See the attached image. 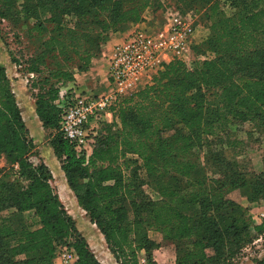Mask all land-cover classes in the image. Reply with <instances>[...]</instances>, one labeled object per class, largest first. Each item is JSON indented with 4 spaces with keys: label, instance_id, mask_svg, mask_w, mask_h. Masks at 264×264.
Segmentation results:
<instances>
[{
    "label": "trees",
    "instance_id": "trees-1",
    "mask_svg": "<svg viewBox=\"0 0 264 264\" xmlns=\"http://www.w3.org/2000/svg\"><path fill=\"white\" fill-rule=\"evenodd\" d=\"M18 1L0 0V21L25 26L39 44L11 63L34 75L27 86L35 114L52 132L49 145L66 184L116 264H139L141 251L152 263L158 244L149 231L176 244L175 264H232L264 238V218L254 224L229 198L238 190L249 203L264 202V170L240 165L243 142L231 130L264 127V0H183L205 7L206 39L192 46L190 63L164 65L121 98L112 121L97 122L87 156L59 131L61 88L88 71L112 34L163 7L158 0ZM5 68L0 64V159L9 170L0 168V214H10L0 217V264H54L61 246L74 251L73 264H102L52 187L49 167L30 161L35 146ZM140 170L157 201L144 198ZM28 212L32 225L16 222Z\"/></svg>",
    "mask_w": 264,
    "mask_h": 264
},
{
    "label": "rangeland",
    "instance_id": "rangeland-1",
    "mask_svg": "<svg viewBox=\"0 0 264 264\" xmlns=\"http://www.w3.org/2000/svg\"><path fill=\"white\" fill-rule=\"evenodd\" d=\"M20 2L21 1L19 0L18 4H20ZM157 2L161 7H163V10L171 8L179 12L188 11L196 13L198 16V20L193 28L196 44L206 39L209 32L203 20L205 10L204 6H201L200 4L188 5L183 0H158ZM185 4L188 6H186ZM223 11L226 15H230L232 13V9L228 4L223 5ZM153 17L154 18L152 23L148 26L149 30H153L154 27H156L157 24L162 21V17L160 15ZM25 29V26H22L21 24H14L13 22H8L5 20L0 21V64L3 67H6L5 69H7L12 88L15 94H18L17 102L19 98V101L22 104L21 109L23 108L22 115L24 120H26L27 117L28 120L30 119L29 121L26 120L27 122L25 124L29 132V137L31 138L35 146V156L31 157L30 161L34 166L42 162L49 167L48 170L52 175L51 185L56 193H58V195L60 194L59 196L63 202L64 198L62 192L63 189L66 188L63 185V181L66 184V179L63 172L60 170V164L54 156L53 151L49 145L52 132L42 127L34 111V99L32 97V91L27 86L28 79H32L34 75L27 74L24 71L25 67L23 66V64L17 67L11 63L12 57L21 61V55H24L26 57V55L32 54L39 44L38 38L32 40H29L27 38ZM192 58L193 57L190 56L186 61L190 63V61L193 60ZM231 130H233L235 132V136L243 142V148L241 150L240 157L237 159L240 165L243 166L247 171L255 174L263 172L264 127L255 128L254 126H250L246 123L233 126L231 127ZM170 134L171 132L169 131L164 133V135ZM0 168H3L6 173L9 170V165L6 163V160L4 158L0 159ZM137 173L142 183L141 190L143 192L144 198L151 201H157L159 199L158 194L152 188L149 179L145 177V174L142 170L138 171ZM229 198L248 209L249 215L251 216L254 224H259L264 218L263 201L249 203L238 190L233 191L229 195ZM63 204L65 206L64 208L67 209L66 211H68L67 213L71 215V218L73 219L77 230L85 239H87L86 241H88L92 251L100 260V262L102 264H116L115 260L107 249L106 243L104 245L108 251V259H103L101 257L102 254L100 255L95 250L96 246L99 251H101V247L103 246H101L99 243L104 239L97 228L91 225L86 213L77 205V201L75 203L70 195L69 199L65 203L63 202ZM8 213L10 214V211L2 213L0 217L7 216ZM34 221L35 218L32 212L23 213L19 215V218L16 220L17 223H23L24 225H32ZM148 238L156 242L158 244V247L151 251L150 255L152 258V263L147 262L146 253L144 251H141L138 255L139 264H175L176 249H178L176 244L163 241L162 236L159 233L152 231L148 232ZM263 256L264 238L256 240L253 244L243 249V251L232 262V264H254L255 260L261 259ZM17 259L22 260L24 259V257L19 256Z\"/></svg>",
    "mask_w": 264,
    "mask_h": 264
},
{
    "label": "built area",
    "instance_id": "built-area-1",
    "mask_svg": "<svg viewBox=\"0 0 264 264\" xmlns=\"http://www.w3.org/2000/svg\"><path fill=\"white\" fill-rule=\"evenodd\" d=\"M162 21L153 30L141 22L131 25L123 39L115 44L107 57L108 89L100 95L60 91L57 101L61 109L59 131L78 154L87 156L98 130L99 120L112 121L113 108L121 98L142 88L166 64L186 61L192 56L194 12L181 13L167 8L157 12ZM143 22V21H142ZM74 251L60 247L54 264H73ZM144 261V260H143Z\"/></svg>",
    "mask_w": 264,
    "mask_h": 264
},
{
    "label": "crops",
    "instance_id": "crops-1",
    "mask_svg": "<svg viewBox=\"0 0 264 264\" xmlns=\"http://www.w3.org/2000/svg\"><path fill=\"white\" fill-rule=\"evenodd\" d=\"M157 15H158L157 13H154V14L146 13L144 16L143 22H141L142 25L148 27L153 21V18H154L153 16H157ZM155 26H156V24H155ZM156 27H154V28H156ZM123 34H124V32L112 34L109 38V41L107 43L103 44L99 57L92 60L88 71L84 72V73H80V74H75L74 81L64 85L61 88V91L68 92V93L75 92L76 94L87 93V94H91V95H95V96L105 93L108 89L107 57H108L112 47L123 39ZM13 84H14V82H13ZM26 91H27V89H26ZM16 95H17L16 97H18L17 93H16ZM18 104H19V107L22 106V104L19 101V98H18ZM21 112H23V110H21ZM26 120H28V117ZM26 120H25V123L27 122ZM107 121L109 122L110 119H107ZM63 185L66 187L67 191H69V194L71 195L73 201H75V203H76V199H75L73 193L68 188V186L64 183V181H63ZM91 225H93V224H91ZM101 241L99 243L101 246H103V247H101V251H99V249L96 246H95V250L100 255L102 254L101 257L103 259H108V257H107L108 251L104 245L105 242H104V240H101Z\"/></svg>",
    "mask_w": 264,
    "mask_h": 264
},
{
    "label": "bare ground",
    "instance_id": "bare-ground-1",
    "mask_svg": "<svg viewBox=\"0 0 264 264\" xmlns=\"http://www.w3.org/2000/svg\"><path fill=\"white\" fill-rule=\"evenodd\" d=\"M22 107V106H21ZM20 107V108H21ZM25 109V108H24ZM21 110H23V108L21 109ZM26 111H27V109H26ZM30 120V119H29ZM29 120H27V121H29ZM64 188V187H63ZM62 190V189H61ZM62 195H63V198H64V202H66L68 199H69V197H70V194H69V191H67V189L66 188H64L63 189V192H62ZM69 204V203H68Z\"/></svg>",
    "mask_w": 264,
    "mask_h": 264
}]
</instances>
